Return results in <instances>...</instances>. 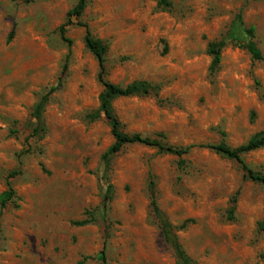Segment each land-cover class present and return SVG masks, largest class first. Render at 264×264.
Returning <instances> with one entry per match:
<instances>
[{
  "label": "rangeland",
  "instance_id": "obj_1",
  "mask_svg": "<svg viewBox=\"0 0 264 264\" xmlns=\"http://www.w3.org/2000/svg\"><path fill=\"white\" fill-rule=\"evenodd\" d=\"M77 1L0 0V264H175L151 212L150 176L167 221H187L176 236L194 264H264L263 188L198 147L237 148L264 132V60L242 48L252 40L264 57V0H168L166 11L156 0H90L66 27L68 45L58 28ZM81 24L107 47L108 82L158 88L112 102L121 130L194 145L184 166L137 144L103 160L114 140L102 114L90 118L103 86ZM221 41L210 73L209 46ZM242 158L264 175V148Z\"/></svg>",
  "mask_w": 264,
  "mask_h": 264
},
{
  "label": "trees",
  "instance_id": "obj_2",
  "mask_svg": "<svg viewBox=\"0 0 264 264\" xmlns=\"http://www.w3.org/2000/svg\"><path fill=\"white\" fill-rule=\"evenodd\" d=\"M17 1V0H13ZM23 2H31L32 0H20ZM90 0H78L75 6L68 11L66 15V22L62 24L58 28V33L61 39L66 42L68 45L71 44V41L66 38V27L71 25V19H79L87 4ZM157 7L161 10H169L171 8V3L168 0H156ZM80 26L85 28L84 35V45L86 49L93 54L98 63V76L97 79L103 86V91L100 93L99 100V109L97 114L91 115V119L99 118L100 114H102L106 121L108 122L111 136L114 140L113 144L107 149L105 154L103 155V160H106L109 156L119 153L124 146L128 145H143L147 147H152L158 150L159 153H168L175 155L180 160L178 161L179 166H184V161L181 159L183 156L187 155L194 145H189L186 147H175L162 144L160 141L155 139H150L144 137L139 134H127L121 130V125L118 119L113 114L112 110V102L117 98H127L133 96H148L153 94L157 96L158 88L148 84L147 82L137 81L133 82L125 87L114 85L108 82L105 79V62H106V53L107 47L106 45L98 39H95L86 25L81 24ZM248 35L252 37L253 29L250 28L248 31ZM224 47V42H219L215 45H210L208 49V54L212 56V60L210 63L209 71L210 73H214L217 71L221 57L220 51ZM242 48L249 54L252 62H261L264 60V57L261 54L257 44L250 40L247 44L242 45ZM46 99L42 97L40 101L34 108L33 117L36 120V127L34 132L40 131L43 126V118L42 113L45 107ZM199 148L209 149L222 157H225L230 160L236 161L243 171V174L246 179L250 180L253 183L261 185L264 192V175L261 173L253 171L243 160L242 155L247 154L249 152L264 148V132H259L255 134L253 137L249 139V141L237 148H230L224 143H219L216 145H199ZM15 173H11L8 175V178H11ZM7 187L9 190L8 196H13L14 192L11 188L9 181H7ZM148 190L150 194V207L152 215L154 216L159 228L160 235L164 242V244L173 252L175 257V264H194L192 260L187 256L185 251L183 250L177 236L176 230L184 229L186 227L187 221L182 223L179 227L172 226L165 216L160 212L156 203V194L154 191V181L152 176L149 177ZM2 209L4 207V203L1 205ZM234 206H232L229 210L230 217L233 213ZM1 214V211H0ZM86 222L76 223L77 226L85 225ZM259 230L264 231V209H263V217L261 222L259 223ZM103 264L106 263L105 257H102ZM82 264V263H80Z\"/></svg>",
  "mask_w": 264,
  "mask_h": 264
}]
</instances>
